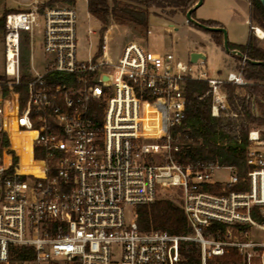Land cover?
Masks as SVG:
<instances>
[{"label": "built area", "instance_id": "built-area-1", "mask_svg": "<svg viewBox=\"0 0 264 264\" xmlns=\"http://www.w3.org/2000/svg\"><path fill=\"white\" fill-rule=\"evenodd\" d=\"M40 16L41 71L32 64ZM77 23L75 3L35 1L5 18L0 264H181L182 243L190 241L200 246L201 264L232 250L236 264H264V152L258 149L264 146V129L249 132L247 175L240 177L236 167L226 166L231 171L226 182L213 181L218 165L180 163L172 134L186 116L187 81L209 83L212 114L218 115L228 106L223 84L248 83L246 56L226 76H212L204 60L184 61L136 41L124 45L113 60L104 34L97 51L81 59ZM252 28L256 33L258 27ZM24 34L31 52L26 81ZM20 85L27 91L24 105L15 89ZM13 107L17 131L36 132L31 161L37 172L21 169V155L7 128ZM216 184L222 186L219 193L209 189ZM168 189L179 192L189 232L141 230L137 206L152 204Z\"/></svg>", "mask_w": 264, "mask_h": 264}, {"label": "trees", "instance_id": "trees-1", "mask_svg": "<svg viewBox=\"0 0 264 264\" xmlns=\"http://www.w3.org/2000/svg\"><path fill=\"white\" fill-rule=\"evenodd\" d=\"M76 3V0H68ZM198 0H88L89 13L102 23V37L108 30L111 20L116 24L134 27L139 32H147L149 18L153 7L171 8V14L176 10L184 14L192 8ZM253 10L257 21L264 28V7L260 0H253ZM0 18V28H4L7 13ZM170 14V15H171ZM193 17L196 18L195 11ZM210 26L224 25L215 20L198 19ZM198 29L201 27L192 24ZM206 31V30H204ZM212 34L219 46L224 45L223 33L220 31H206ZM22 43L28 44V37L23 35ZM231 50H240L246 61L243 75L248 83L239 86L225 83L222 88L227 93L229 107L220 108L218 115L212 114L214 103L213 93L209 83L203 79H189L186 83V116L181 124L172 128L175 143L180 151L176 157L183 164H212L220 167L234 166L240 177L247 175V155L251 142L249 132L264 126V64L253 61H264V46L258 43L257 37L250 33L246 44H236L229 41ZM224 48V47H223ZM241 62L242 57L234 54ZM22 61H25L22 58ZM26 62V61H25ZM27 63V62H26ZM23 71V69H22ZM27 73L23 71L22 79L27 80ZM21 94V104L27 99L24 85L16 86ZM7 93V89H5ZM231 113V114H230ZM14 146L21 155L23 168L35 171L30 161L29 153L24 150L18 140L13 139ZM39 156V155H37ZM222 186L216 184L209 189L221 192ZM138 225L141 230L162 229L172 234L185 235L189 232L187 219L180 204L170 198L157 199L150 205L137 206ZM181 264H201L200 246L196 242L182 243ZM238 255L235 250L214 257L210 264H236Z\"/></svg>", "mask_w": 264, "mask_h": 264}, {"label": "rangeland", "instance_id": "rangeland-1", "mask_svg": "<svg viewBox=\"0 0 264 264\" xmlns=\"http://www.w3.org/2000/svg\"><path fill=\"white\" fill-rule=\"evenodd\" d=\"M35 1H42L51 4H59V5L71 3V1L68 0H0V18L4 15L5 11H18V10L30 9ZM246 3H248L251 7V0H247ZM75 6L78 13V23H77V33L79 39L78 56L81 59H85L88 58L90 55L94 54L98 49L102 37V32H101L102 24L98 19H96L95 17L89 14L87 0H76ZM236 7L237 5L235 3H230L227 0H204L200 9H205L206 12L208 13L217 12L220 10V13L222 12L224 17L229 18L232 17L231 14L229 16L225 14L228 11L233 12L234 8ZM228 8L229 10H226ZM153 9L158 13L157 15L166 18H172L170 16H173L175 14V13L171 14V8L169 7L165 9L153 7ZM177 11L178 10H176V12ZM250 15H251L252 24L264 30L261 24L257 21L255 13L252 12V10L250 11ZM111 22L114 21L111 20ZM190 25L193 26L191 23ZM234 26L237 30L238 29H240L241 31L246 30V32L250 31L249 27L246 26L245 24L236 23ZM90 28L95 30L96 33L90 34L88 32ZM151 28L152 30H154V33L149 36L147 35V32L141 33L132 26L114 28L111 32L110 40H108L110 45V55L113 58L119 56L124 45H126L131 41H136L153 51H158V52L173 51L177 58L184 61H188L190 59V49L195 45H199L196 44V42H194L193 37L187 33L176 32L175 36L172 37L171 35H165V32L161 30L159 25H154ZM43 30H44L43 17L40 16L38 18L36 30L34 33L35 49L33 52V62H32L33 67L40 71L43 70L45 64V54L42 45ZM250 33H253L257 37L258 43L261 46L264 45L263 38H260L253 30H251ZM3 42H4V28H0V73L5 72V54H4ZM201 46H203L205 50L209 52V60L206 63V68L208 69V71L211 74H218L220 70L223 73H226L228 67V65L226 64V54L221 52L220 50L211 48L209 44H205V45L203 44ZM30 54L31 52L29 49V45L27 44V46L24 47V51L22 52V58H24L25 61L27 62L26 63L25 61H22V69L26 73L30 69ZM231 65L235 67V66H239L240 63L233 61ZM228 107L230 109L229 104L227 108ZM258 128L264 129V126ZM18 135L23 136V134H18ZM261 150L264 152V147H261ZM230 175H231V171L229 169L225 167H220L213 172V181L226 182L229 180ZM160 198H170L176 202L180 200L179 192L177 189H168L166 191H163V194L161 195ZM131 210H132L131 207H128L126 209L127 221H130L132 218ZM253 235L257 239L261 238V232L257 229L253 231ZM115 253L117 258H119L120 257L119 246L116 247ZM210 260L208 261V264H210Z\"/></svg>", "mask_w": 264, "mask_h": 264}, {"label": "crops", "instance_id": "crops-1", "mask_svg": "<svg viewBox=\"0 0 264 264\" xmlns=\"http://www.w3.org/2000/svg\"><path fill=\"white\" fill-rule=\"evenodd\" d=\"M227 1L230 2V3H235L237 5V7L234 8L233 12H229L228 11L225 14V15H228V16L231 14L232 17H229V18L224 17L222 12L220 13V10L217 11V12H209L208 13V12H206L205 9H200L201 6H199L195 10L196 19L215 20V21H218V22L222 23L225 28L226 27L228 28V29L227 28L226 29L229 32L228 33V37H229V41L230 42L236 43V44H246L247 41H248L249 35H250V31L253 30L252 27L255 26L254 24H252V21H251L250 5L248 3H246L247 0H227ZM87 5H88V0H87ZM151 10L154 11L153 8ZM226 10H229V8L226 9ZM170 17H172V18H169V19L173 20L175 23H177L178 25H180V26H182L184 28V30H185L184 33H187V34L191 35L193 37V39H194V42H196V44H199V45L193 46L190 49V54L192 52H194V51L204 53L207 56V58L205 60V62L207 63V61L209 60V52L207 50H205V48L203 46H201L203 44L204 45L205 44H209L211 46V48H215L216 50H220L221 52L226 54V64L228 65L227 72L223 73L221 70L218 72V74H211L209 72L212 76L224 77V76H226V74L228 72L234 71V70L237 69L238 66L233 67L231 65L233 61L234 62L235 61L239 62L235 58V56L233 54L226 53V51L224 50V48L222 46H219L218 44H216V42L214 41V39H213V37H212V35L210 33H207V32H205L203 30H200V29H197V28L191 26L190 22H188V20L186 18V14H184L182 11L178 10L173 16H170ZM236 23L245 24L246 26L249 27L250 31L246 32V30L245 31H241L240 29L237 30L235 28V26H234ZM154 25L155 24H153V23H151V21H149V29L152 30L151 27L154 26ZM229 25H230V27H229ZM116 27H129V26L120 25V24H116L114 22H111V24L108 27V30L105 32V34L108 37V40H110V35H111L112 30L114 28H116ZM160 28H161V30H163L165 32V35H171L173 37L176 34L175 31H169L168 29H166L163 26H160ZM95 33H96V31H95ZM153 33H154V30H152V32L150 34L147 33V35L149 36V35H151ZM261 38L264 39V37H261ZM263 44H264V42H263ZM23 51H24V45H23ZM118 57L119 56H117L115 58L112 57V58H113V60H117ZM261 147H264V146H261ZM261 147H258V149L261 150Z\"/></svg>", "mask_w": 264, "mask_h": 264}, {"label": "water", "instance_id": "water-1", "mask_svg": "<svg viewBox=\"0 0 264 264\" xmlns=\"http://www.w3.org/2000/svg\"><path fill=\"white\" fill-rule=\"evenodd\" d=\"M204 0H198L196 2V4L190 8L187 13H186V18L188 20V22H190L191 24L197 25L199 27H201L202 29L206 30V31H220L223 33V37H224V50L229 53V54H236L241 56L242 58L244 57V54L240 51V50H231L230 46H229V37H228V31L225 27H221V26H210L207 24H204L202 22H200L198 19L193 17V12L202 5ZM261 3L264 7V0H261ZM149 21H151V23L155 24V25H159V26H163L166 29H168L169 31H175V32H185L184 28L180 25H178L177 23H175L173 20L163 17V16H159L157 14L151 13L150 14V18ZM207 56L202 53V52H197L194 51L190 54V61L192 63H197L199 60H206ZM254 63H263L264 61H253Z\"/></svg>", "mask_w": 264, "mask_h": 264}, {"label": "bare ground", "instance_id": "bare-ground-1", "mask_svg": "<svg viewBox=\"0 0 264 264\" xmlns=\"http://www.w3.org/2000/svg\"><path fill=\"white\" fill-rule=\"evenodd\" d=\"M256 33L259 35V37H264V31L262 29L258 28L256 30ZM107 55L109 56V52L107 53ZM9 101H10V99L7 100V102H9ZM8 107H9V105H8ZM11 109L12 108H10V110H9V111H11V113H9L8 120H7V128L9 130L11 139L13 140L15 138V140L19 141V143L21 144L22 148L29 153L30 161H31V142H32V139L35 136L36 132H34V131L24 132V133L18 132L17 129H16V125L14 123V120H15V117H16L15 109H14V107H13L12 110ZM18 134H23V136H19ZM19 137H21V138H19ZM31 164H32V166L34 168H36V170L33 171V172H37L38 171L37 170L38 165L34 164L32 161H31ZM21 167H22L21 169L23 171H29V170H25L23 168L22 162H21Z\"/></svg>", "mask_w": 264, "mask_h": 264}, {"label": "flooded vegetation", "instance_id": "flooded-vegetation-1", "mask_svg": "<svg viewBox=\"0 0 264 264\" xmlns=\"http://www.w3.org/2000/svg\"><path fill=\"white\" fill-rule=\"evenodd\" d=\"M260 2H261V0H260ZM253 7H254L253 0H251V7H250V10H253Z\"/></svg>", "mask_w": 264, "mask_h": 264}]
</instances>
